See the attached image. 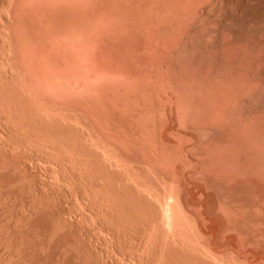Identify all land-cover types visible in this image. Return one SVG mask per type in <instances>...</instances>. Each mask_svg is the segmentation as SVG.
Instances as JSON below:
<instances>
[{
	"label": "bare ground",
	"instance_id": "bare-ground-1",
	"mask_svg": "<svg viewBox=\"0 0 264 264\" xmlns=\"http://www.w3.org/2000/svg\"><path fill=\"white\" fill-rule=\"evenodd\" d=\"M0 156L27 264H264V0H0Z\"/></svg>",
	"mask_w": 264,
	"mask_h": 264
},
{
	"label": "rangeland",
	"instance_id": "rangeland-1",
	"mask_svg": "<svg viewBox=\"0 0 264 264\" xmlns=\"http://www.w3.org/2000/svg\"><path fill=\"white\" fill-rule=\"evenodd\" d=\"M0 157H1V156H0ZM0 159H1V158H0ZM27 159H28V158H27ZM23 160H24V159H23ZM28 160H29V161L31 160L30 163H29ZM28 160H26V159L24 160V161L27 162V163L25 162L26 165H25L24 162L21 160L22 162L20 161V163H21L20 165H21V166H23V165H24V166H28V163L31 164V165L28 166V167H29L28 170H29V172H31L32 170L30 171V168L32 169V165H33V168H36V162H35L34 160H33L34 162H32V159H28ZM22 163H23V165H22ZM32 163H33V164H32ZM17 164H19V163L17 162ZM36 169H37V168H36ZM36 169H33V171H36ZM39 169H40V168H39ZM39 169H37V170H39ZM0 171H1V170H0ZM33 171H32V173H34ZM1 172L3 173V171H1ZM1 172H0V174H1ZM37 172H39V171H36L34 174L37 175ZM3 174H4V173H3ZM3 174L0 175V176L3 177V176H4ZM30 174H31V173H30ZM30 174H29V175H30ZM38 174H41V173H38ZM5 175H6V174H5ZM41 175H42V174H41ZM38 176H39V175H38ZM4 177H5V176H4ZM4 177H3V178H4ZM30 177H33V178H34V176H32V174H31ZM36 177H37V176H35V179H33V180H36V181H37V178H38V182H37V185H36L37 187L34 188L36 182H35V181L32 182L33 180H32L31 178H30V180H32V181L29 180V183H30V182H32V183H30V184H33V183H34L33 188H32V185H30V186H31V188H30V187L28 186L29 183H26L27 187H29L30 189H35V192H36V190L39 188L38 186L40 185V183H39V182H40V181H39V180H40V179H39L40 177H37V178H36ZM5 179L7 180V177H6ZM5 179H4V180H5ZM195 179H196V178H195ZM195 179L193 178L192 180L195 181ZM0 180H2V181L0 182V183L2 184V182H4V181H3V179H1V178H0ZM6 180H5V181H6ZM196 180H197V179H196ZM7 181H9L10 185H11V183H13L12 181L10 182V180H7ZM194 181H193V182H194ZM195 182H198V181H195ZM6 183H7V182H4V184H2V185L0 184L1 187L3 186V187L5 188L4 191H3V190H2L3 187H2V188L0 189V190H1L0 192H2V191L5 192V190H6V192L8 193V191H9L10 188H9L8 190L6 189V187H8V186H4ZM9 183H7V184L9 185ZM7 184H6V185H7ZM13 185H14V184H13ZM13 185H11V189H12V186H13ZM15 185H16V184H15ZM26 185H25V186H26ZM41 185H43V184H41ZM41 185H40V188L42 187ZM18 186H19L18 188H20V185H18ZM44 186H45V185H44ZM9 187H10V186H9ZM13 187H14V186H13ZM27 187H26V189H28ZM16 188H17V186H16ZM22 188H23V187H22ZM36 188H37V189H36ZM40 188L38 189V191H39V190H42V188H41V189H40ZM43 188L48 189L49 187H43ZM20 189H21V188H20ZM24 189H25V188H24ZM30 189H28V190L25 191V192L27 193ZM45 189H44V190H45ZM16 190L18 191L19 189H16ZM16 190H15V191H16ZM44 190H43V191H44ZM48 190H49V189H48ZM11 191H12V190H10V192H9L8 194L11 195V194H14V193H15L14 190H13V193H11ZM17 191H16V192H17ZM19 191H20V190H19ZM19 191H18V192H19ZM23 191H24V190H21V192H23ZM31 191H34V190H31ZM38 191H37V192H38ZM43 191H42V192L39 191L38 193H37V192H36V193H37V195L39 196L41 193H44V194H45V192H43ZM49 191H50V190H49ZM51 191H52V190H51ZM18 192H17V193H18ZM29 192H30V191H29ZM35 192H32V193H35ZM40 192H41V193H40ZM46 192H48V191H46ZM7 193H0V197H1V201H0V203H1V205L4 204L5 201H9V203H11L10 200H12L13 198H12V199L10 198V200H8V199H9L8 197H9L10 195H8V197H7V196L5 195V194H7ZM51 193L53 194V191H52ZM2 194L4 195V197H7V198H6L7 200H6V199L4 200V198H3L4 201L2 200V197H3ZM18 194H19L20 199H21L22 194H20V193H18ZM18 194H17V195L15 194V195H16V196L14 195L15 197L12 196V197H14V199H15L16 201H17V199H18V198H17V197H18ZM28 194H30V193H28ZM28 194H25V198H27V200H28L29 196H26V195H28ZM65 194H66L65 196H67V197L69 196V195H67V193H65ZM1 195H2V196H1ZM23 195H24V194H23ZM30 195H31V194H30ZM37 195H36V196H37ZM41 195H42V197L45 196V195H43V194H41ZM33 196H34V195H33ZM33 196H30V198L32 197L31 199H33ZM36 196H35V197H36ZM54 196H55V197H54ZM65 196H63V194H62V196H61V195L58 196V194H57V196H56V193L52 195V197H53L54 199H57V200H58V199L61 200V198L63 199V197L67 199V197H65ZM10 197H11V196H10ZM56 197H60V198H56ZM23 198H24V196L22 197V199H23ZM34 199H35V198H34ZM54 199H53V201L56 202L57 204H59V202H61V201H59V200H58V202H57V201H55ZM18 200H19V199H18ZM27 200L24 199V200H23L24 202H22V201L20 200V202H21V204H22V203H23V204H24V203L27 204V202H29L30 199H29L28 201H27ZM63 200L65 201V199H63ZM69 200H71L70 196H69V199H67V201H69ZM2 201H3V202H2ZM12 201L14 202V200H12ZM16 201H15L14 203H12V205H11V204L9 205V206H11V207L8 206V204H9L8 202H6V203H8V204H4V205H2V206H4V207H5V205H7L8 207H6V208H10V209H11L12 207H14L15 205H17V208L14 207V208H12L11 210L8 209V210H9V213H7V215L11 214V216H12V215H13L12 213L15 211L14 209L16 208V213L14 212V216H12V218H11V216L9 215L10 217L8 216V217H5V218H4V219L7 218L6 220H8V222H7V221H6V222L3 221V222L6 224L7 229L9 228V226H13V227H11V228H14V227H15V226H14V223H13L14 220L12 221L13 218L15 219V218L17 217V218L15 219V221H16V220H18V221L20 220V221H21V220H23V219L25 220L26 216H27V217H30V216H28L29 214H31L32 216L35 215V217H36V216H40V215L42 216V215H43L42 213H41L40 215H38L40 212H38V213H37V212H34V211H36V210H35V208L33 207L32 203H31L32 200L30 201L29 205L31 204V205H32V208H34V211H33V209H31L34 213L31 212V210H30L31 206H30V208L28 209V211H24V210H27V208H26V206H25L26 204L24 205L25 207H23V204H22V206L20 207V205H21L20 202H18V201L16 202ZM25 201H26V202H25ZM64 201H62V202H64ZM16 203H18V204H16ZM68 203H69L70 206L66 205V204H68ZM19 204H20V205H19ZM54 204H55V203H54ZM71 204H72V201H71ZM71 204H70V201H69V202H67V203H63L62 206H61V204H59L60 206L57 205L56 207H57V208H60V207L62 208L63 205H64L63 208H65V207H66L67 209H70V208H71V212H72V211H73V210H72L73 206H72ZM18 205H19V206H18ZM27 205H28V204H27ZM29 205H28V206H29ZM28 206H27V207H28ZM71 206H72V207H71ZM4 207H3L2 210H1V207H0V214H1V211H3V210L5 209ZM18 207H20L21 209H22V207L25 208V209L22 210L23 212H22L21 210H19V211H21L20 213H23V214H24V215L22 214V217L24 216L23 218L21 217V215H20V216H17V210H18ZM56 207L54 206V208H56ZM68 207H69V208H68ZM54 208H53V209H54ZM66 208H65V210H66ZM51 210H52V209H51ZM60 210H61V209H59V211H60ZM65 210L62 209V211H64V212H65ZM5 211H7V209H5V210L3 211V214H4V215H6V212H5ZM11 211H12V212H11ZM55 211H56V209H54V212H55ZM59 211H58V212H59ZM68 211H69V210H68ZM68 211L66 212V213H67L66 217H65V214H64V216H63L64 218H67V219L69 218L68 216H70V215H68V214H69ZM7 212H8V211H7ZM24 212L27 213V214L25 215ZM30 212H31V213H30ZM44 212H45V211H44ZM49 212H50V210H49ZM32 213H33V214H32ZM36 213H37V215H36ZM46 213H48V212H45V213H44V216L47 217L48 214L46 215ZM59 213H60V212H59ZM73 213H75V212H74V211L72 212V215H71L70 218H73ZM3 214H1L2 216L0 215V220H1L2 225H3V222H2L3 218H2V217H4ZM18 214H19V212H18ZM7 215H6V216H7ZM15 215H16V217H15ZM62 215H63V214H62ZM48 216H49V215H48ZM18 217H19V219H18ZM20 217H21L22 219H21ZM35 217H34V219H35L34 221L36 222V218H35ZM46 217H44V218H46ZM51 217H52V219H54V218H53L54 215H53L52 213H51ZM51 217H50L49 219H51ZM74 217H75V218H78V214H77V213H76V215L74 214ZM42 218H43V217H42ZM70 218H69L68 220H71V221H72V219H70ZM9 219H11V220H10L11 222H9ZM28 219H29L30 221H31V220L33 221V219H31V218H28ZM28 219H26L25 221H27ZM39 219H41V218L39 217ZM46 219H48V217H47ZM46 219H45L44 222L42 221L43 219L41 220V222H42L43 224H41V222H40V220H39V222H40L39 224H41V225L44 226V223L47 222ZM49 219H48V220H49ZM74 220H75V219L73 218V221H74ZM20 221H19V222H20ZM25 221H23V223H24ZM32 221H31V222H32ZM34 221H33V223H34ZM37 221H38V220H37ZM49 221H51V220H49ZM53 221H54V220H53ZM27 222H28V221H27ZM1 223H0V225H1ZM8 223H9V224L12 223L13 225H9ZM15 223H16V222H15ZM21 223H22V221H21L19 224H21ZM23 223H22V224H23ZM37 223H38V222H37ZM5 224H4V225H5ZM17 224H18V223H17ZM17 224H15V225L17 226V227H15V228H17L18 232H17V230H16L15 228H14V229L16 230L17 233L15 232L14 229H12V230L16 233V234L14 233V234H15V237H14V238H16V239L13 238V241L16 240V243H15V242L13 243L12 238H11V241H10V239H9L10 237L7 236L8 234H5V233H6V231H5V230H6V229H5L6 226H4V227H3V226H0V228L3 227V228L5 229V230H4V234L6 235V238H7V239H5V236H4V239H5L6 243L8 242V244H9V245H6L5 241L2 240V241H0V242L2 243V245H1V243H0L1 246H8V247L10 248L12 245L15 244L14 246L17 247L16 249L19 250L18 247L21 245V243H23V239L26 238V240L24 241L25 244H26V243H29L28 239L31 240L30 238H32V237H33L32 235L35 234V237H36L35 239H36V240H35V239H34V240L32 239V240L34 241V242H33L34 245H33V246L31 245V243H32L31 241H30L29 244H30V246H32L33 248H34V246H37V247L39 248V250H40V245H41V246L44 245L43 242H44L45 240H43V239H46V238L50 237V236H48V235L51 234V231H50L51 228H48V227L45 228V227H43V229H42V227L40 226V227H41V230H44V228L47 229V230L50 229V230H48V231H50V233L46 230V233L48 232V234H43V235H45L46 237H45V236H44V237H41L42 235H38V237H41V238H40V242L43 244V245H42L40 242H38L39 240H37V235H36L37 233L40 234V231H41V230H39V229H40L39 226L36 228L37 231H34L35 229H33V228H32V231H31V229H30V234H32V235H30L29 232H28V231H29V226H28L29 224H28V223H25V224H27V225L23 224V225H25V226L28 228V231H27V230H26L27 228L25 227V228H26L25 230H26V232H28V233H25V232H24V230H23L24 227L22 228V226H23L22 224H21L22 226H21V225H17ZM46 224H47V223H46ZM46 224H45V225H46ZM8 225H9V226H8ZM50 225H53V222H52V221H51V224L49 223V224L46 225V226H49V227H50ZM20 226H21V228H20ZM30 226H33V224L31 225V223H30ZM18 227H19L21 230H20ZM35 227H36V223H35ZM51 227L53 228V226H51ZM30 228H31V227H30ZM38 228H39V229H38ZM8 230H10V229H8ZM8 230H7V232H8ZM12 230H11L10 232H13ZM38 230H39V232H38ZM2 231H3V230L1 229V232H2ZM19 231H22V233L24 232V234H26L27 236H26V237L23 236V239H22V237H20V236H22V235H19V233H20ZM33 231H34V232H33ZM44 231H45V230H44ZM85 231H86V230H85ZM85 231L83 230V231H76V232L78 233V234H77L78 236H81V234H79V233H83V232H84V234H86V235H83V234H82V237L85 238L86 240H89L90 238L92 239V238L94 237V239H92L93 242L86 241V240L84 239V241H85V244H84V243H83V238H81V239H80V238H76V240H77V239H78L77 241L81 240V244L83 243L85 246H88V245H89L88 249H90V247H91V245H92L94 248L92 247L91 249H94V250L97 249V250H99V247H100V245H101L100 243H97V241H96V242H95V245H93L96 236H94L93 234H91L92 237H91V236H87L88 232L85 233ZM31 232H32V233H31ZM41 232L43 233V231H41ZM70 232L72 233L73 231L64 232V236H65V233L69 234ZM76 232H73V233H76ZM8 233H9V232H8ZM44 233H45V232H44ZM73 233H72V234H69V235H70V238L73 237V239H74V236H75V235H74ZM1 234H2V233H0V237H1ZM4 234H2V237H3ZM14 234H13V236H14ZM17 234H18L19 236H18ZM24 234H23V235H24ZM60 234H61V233H60ZM67 234H66L67 237H66V236H65V237H66V239L68 240L69 236H68ZM89 234H90V233H89ZM89 234H88V235H89ZM28 235H30L31 237L29 236L30 238H27ZM51 235H52V234H51ZM61 235L63 236V234H61ZM61 235H60V237H59V235H58V237L55 236L54 239H53V237H52V240L55 241V240H56L55 238H57V240H60V244L63 243V242H61V241H62V240L65 241L66 239H65V237L61 238V237H62ZM71 235H73V236H71ZM77 235H76V236H77ZM10 236H12V233H10ZM16 236H18L20 239L17 238ZM47 236H48V237H47ZM76 236H75V237H76ZM78 236H77V237H78ZM85 236H86V237H85ZM2 237H1V238H2ZM8 237H9V238H8ZM24 237H25V238H24ZM89 237H90V238H89ZM60 238H61V239H60ZM70 238H69V240H70ZM88 238H89V239H88ZM2 239H3V238H2ZM8 239H9V240H8ZM17 239H19V240L22 239V240H21L22 242H21L19 245H17V244L19 243V240H18V242H17ZM41 239H42L43 242L41 241ZM73 239H71V240H72L73 242H75L76 240H73ZM96 239H97V238H96ZM7 240H8V241H7ZM49 240H50V238H49ZM57 240H56V241H57ZM67 240H66V241H67ZM69 240H68V242H69ZM92 240H91V241H92ZM27 241H28V242H27ZM66 241H65V242H66ZM77 241H76V242H77ZM3 242L5 243V245H4ZM35 242H36V243H35ZM37 242H38V245H36ZM45 242H46V241H45ZM47 242H48V239H47ZM49 242L52 243L53 241L50 240ZM68 242H67V243H68ZM88 242H90L91 245H90V243L88 244ZM10 243H13V244L10 245ZM24 243H23V244H24ZM56 243H57V242H55V245H53L54 243H52L51 245H52V246H56V245H57ZM92 243H93V244H92ZM96 243H97V245H98V244H100V245L97 246ZM79 244H80V242H79ZM83 244H82V245H83ZM86 244H88V245H86ZM26 245L28 246V244H26ZM45 245H46V244H45ZM51 245H49V246H51ZM62 245H63V246H66V245H64V244H62ZM103 245H104V246H103ZM103 245H101V246H103L104 248H103V249H102V247L100 248L101 250H103V251H100L101 253H103V252L105 251V253H103V255H104V254L106 255V253H107L108 255H109V254H113L114 252L116 253V251L119 252V248H120V247H119V248H116V247H107V246H105V244H103ZM1 246H0V257L2 256V264H3V259H4V257H5V261L8 259L9 262L12 261L11 264H14L13 262H15V261H14L15 256H16V261H17V259H18V258H17V255L21 257V258L18 259L17 262H21V263H19V264H23L24 261H23L22 258L26 257V255L28 254V251H29V253L32 251V250L30 251V248H31V247L29 246L30 248L28 247L29 249H27L26 251H25V249H24V251H25V253H24L23 248H26L27 246H26V247L24 246L23 248L20 247V248H22V250L18 251V253H19V252H21V253H20V254L17 253V254L14 256V254L11 255V253H12L13 251H14V252L16 251L15 248H14V246L11 247V248L9 249V250H11L12 248H14V250H13V249L11 250L12 252L10 251V252H11L10 254H8V253H9L8 250H5L4 248H1ZM21 246H22V245H21ZM47 246H48V243H47ZM47 246H44V248L46 247V249H48L49 246H48V247H47ZM58 246H59V244H58ZM95 246H96L97 248H95ZM60 247H61V246H59V247H55V249H51V247H50V249L53 250V251H54V250L56 251V249L58 248V249H59L58 251H61L62 249L67 248V246H66L65 248H64V247H61L62 249H61ZM5 248L7 249V247H5ZM33 248H31V249H33ZM38 248H37V250L34 249L35 251H34V250H33V251H34V252L37 251V253H40V252L42 251L41 253H44L45 255L50 256L49 253L46 254V250H45V249H44L45 251H43V249H42L43 247L41 248V249H42L41 251H38ZM53 248H54V247H53ZM69 248H70V247H68V249H69ZM72 248H73V247H72ZM76 248H77V247H76ZM76 248H74V249H76ZM79 248H80V247H79ZM81 248H83V247H81ZM84 248H86V247H84ZM50 249H48L47 252H50ZM60 249H61V250H60ZM68 249H67V254H68V255L73 254L74 249H73V251H68ZM91 249L88 251V253H89V255H90V252H91V255H94V257L92 256L93 258H91L90 256H87V255H88V253H87V249H86V252H85V249L83 250V251L85 252L86 255L83 254V251H81V249H79L81 252H80L79 250H76V251H78L77 253H79V252L81 253V255H79V256L84 255V256H82V257H84V260H85V257H86L87 261H88L89 259H91L92 261H96L95 264H97V263H98V264H103V263H104V264H117L119 261H122V262H119V263L121 264V263H123V261L126 259V258H124L125 256H124L123 253H122V255H123L124 257H123L121 254L119 255L118 252H117L114 256L111 255V257H113V258H115V259H112V258H110V257L108 258V256H107L108 260H107L106 262H108V263H106L104 260H103L102 263H100V262H101L100 260L103 259V258H101V255H99L100 252L98 251V255L100 256V258L98 257L99 260H98V262H97V260H94V258H95L96 256H98V255L96 254V253H97V252H96L97 250H95V254H93V253H94V252H93L94 250L91 251ZM115 249H116V250H115ZM117 249H118V250H117ZM2 250H4V251H2ZM69 250H72V249H69ZM121 250L125 251L124 249H120V252H122ZM257 250H258V249H257ZM22 251H23V253H22ZM64 251H65V250H64ZM3 252H4V253H3ZM14 252H13V253H14ZM56 252H57V251H56ZM62 252H63V250H62ZM62 252H61L60 255L58 254L59 257H60L62 254H63V255H66V252H65V253H62ZM69 252H70V254H69ZM71 252H72V253H71ZM120 252H119V253H120ZM126 252H127V251H126ZM2 253H3V254H2ZM26 253H27V254H26ZM41 253L39 254V255H40V259L42 258L41 255L45 256L44 254H41ZM53 253H55V252H53ZM58 253H59V252H58ZM80 253H79V254H80ZM127 253H129V254H127ZM127 253H126V254H127L128 256H126V257L128 258L129 255H130V252H127ZM5 254H6V255H5ZM7 254H8L9 258H11V257L13 256V257H14V258H12L13 260H12V259H9L8 256H7ZM21 254H23L24 256H21ZM25 254H26V255H25ZM31 254H32V253H31ZM31 254H30V255H31ZM33 254H34L33 256H36L35 253H33ZM74 254H76V253L74 252ZM74 254H73V255H74ZM28 255H29V254H28ZM53 255H54V254H53ZM56 255H57V254L55 253V256H56ZM58 255H57V257H58ZM73 255H72V256H73ZM76 255H77V254H76ZM105 255L102 256V257L105 258V257H106ZM116 255H118V256H116ZM6 256H7V257H6ZM10 256H11V257H10ZM33 256H32V255H31L30 257L27 256V257H29V260H27V261L25 260L24 263L27 264L28 261H30V258L33 257ZM51 256H52V255H51ZM55 256L52 257V259H53V258H57V257H55ZM66 256H67V255H66ZM66 256H64V257H66ZM74 256H75V255H74ZM74 256H73V258H71V256H69V258H71V260H70L71 262H70V263H72V264L75 263V262H72V261H73L72 259H74ZM79 256H77V257L75 256V257L78 259V260H75L76 262H77V261L80 262L79 259H81L82 257L79 258ZM109 256H110V255H109ZM115 256H116V257H115ZM119 256L121 257V260H120V257H119ZM46 257H47V256H46ZM59 257H58L57 259H59ZM64 257H63V258L60 257V258L63 260V263H60V264H64L65 260H66V259H67V260L69 259V258L67 257V258H65V260H64ZM122 257H123L124 259H122ZM6 258H7V259H6ZM34 258L36 259V257H34ZM76 258H75V259H76ZM88 258H89V259H88ZM98 258H97V259H98ZM116 258H117V259H116ZM118 258H119V261H118ZM20 259H21L23 262H22ZM24 259H25V258H24ZM27 259H28V258H27ZM52 259H51V260H52ZM57 259H56V260H57ZM61 259H60V262H61ZM82 259H83V258H82ZM95 259H96V258H95ZM109 259H110V260H109ZM128 259H130V257H129ZM19 260H20V261H19ZM33 260H34V259H32L31 261L34 263L35 260H34V261H33ZM41 260H42V262L40 261L41 263H44V262L46 261L45 258H44V260H43V259H41ZM48 260H49V258H48ZM48 260H47V261H48ZM91 260H89V262H90ZM105 260H106V259H105ZM111 260H112V262H114V263H110ZM113 260H114V261H113ZM115 260H116V261H115ZM126 260H127V259H126ZM36 261H37V263H35V264H38V263H39V260L36 259ZM47 261H46V262H47ZM52 261H53V260H52ZM52 261H51V262H52ZM54 261H55V260H54ZM57 261H59V260H57ZM82 261H83V260H82ZM82 261H81V262H82ZM99 261H100V262H99ZM128 261H129V260H127L126 262H127L128 264H130L131 262H128ZM0 262H1V261H0ZM6 262H7V261H6ZM46 262H45V264H46ZM51 262H49V264H51ZM66 262H67V261H66ZM66 262H65V263H66ZM68 262H69V261H68ZM116 262H117V263H116ZM126 262H124L123 264H127ZM33 263H32V264H33ZM55 263H58V264H59V262H56V261H55ZM55 263L53 262V264H55ZM90 263H91V262H90ZM92 263H93V262H92ZM92 263H91V264H92ZM119 263H118V264H119ZM4 264H5V262H4ZM9 264H10V263H9ZM15 264H16V263H15ZM17 264H18V263H17ZM29 264H31V263L29 262ZM47 264H48V263H47ZM67 264H69V263H67ZM76 264H78V263H76Z\"/></svg>",
	"mask_w": 264,
	"mask_h": 264
}]
</instances>
